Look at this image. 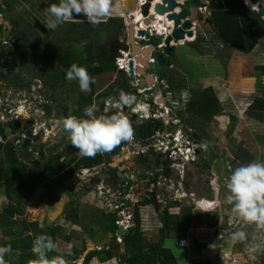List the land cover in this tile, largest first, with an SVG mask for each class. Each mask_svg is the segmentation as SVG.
Wrapping results in <instances>:
<instances>
[{
	"label": "rangeland",
	"instance_id": "1",
	"mask_svg": "<svg viewBox=\"0 0 264 264\" xmlns=\"http://www.w3.org/2000/svg\"><path fill=\"white\" fill-rule=\"evenodd\" d=\"M4 1H6L11 7L6 20L21 21L19 30L25 33L27 32L31 36L33 35L32 39L30 38L31 47L30 51L28 52L29 54H24L23 60L21 61L22 66L25 67L26 73L28 72L26 75L33 74V76L40 77L41 79L44 78L42 73H44L45 71V69L40 71V68H37V62L41 61L40 57L44 53V51L41 50L46 48L45 50L53 53L59 47L61 48V50L67 49L68 43L71 44L72 49L76 47V45L73 44L72 41L78 39L81 40L80 45L88 46L90 44V41L96 44L95 41L89 38V31H91L92 29H96L97 31L101 32L104 28L107 27L106 25L113 22L114 25H117V23L119 22L114 20L116 18L122 20L120 16L123 15V13L121 11H118L117 9V5L119 9H122V3L120 0H74L75 4L76 2L77 4L79 2L77 11H74L68 16H65L62 12L63 7L65 6V0ZM71 1L73 2V0ZM193 11L196 13L191 11L192 18L199 15L197 10ZM205 15H207V13H205ZM114 16L117 17L114 18ZM196 18L198 19L199 17ZM198 32L201 34L200 36L203 37L205 41H207L206 43L210 44L209 46L213 45L215 47L212 49L217 52V54L218 52H221V55H224V62L223 64H220L221 77L219 76V79L222 83H224V87L231 90V93L235 92L233 94H237L234 97L226 98L227 101L224 103L225 112L222 115L215 117L210 123H207V125L210 126V133L212 136L211 141L213 145H215V149L213 150L212 155H217V152V156L221 158L222 163L228 164L230 162H233V158L235 157V163L237 164V166H239L240 174L242 175L243 179L248 178V180H252H246V182L242 181L241 183H238L236 185V193H239V200L241 201V211L239 214L232 210L233 203L231 205H227L226 203L225 206H227L228 209L226 210V216L223 218V222L225 221V223L224 225H222V222L221 225H219L220 223L218 224V222L220 220L217 210L220 206V202H213V211L211 213H203L199 210L191 209L190 223L187 224L186 222L182 221V235L174 236L172 234L173 236L165 242V245L174 251V253L179 258V262H186L187 264H190L191 262H193V264H196L197 262L201 261H206L205 264H264V122H259L255 119V121L251 120L252 118L246 114L248 105L250 104L254 96L264 95V90H262V87L264 85L261 83L264 76H261L259 71L256 70V66L264 65V27L262 33L260 34V43L258 44L259 47H257L256 53H252L249 55H244L243 53L241 54L240 52L233 50L226 54L225 52H227V49H224V46L221 44L222 42L216 37V35H214V33H212L213 31H211L210 26L205 25V20H203V23L199 27ZM111 33L113 37L118 36V34L115 32L111 31ZM98 37L102 36L100 34L94 33V38L96 40ZM2 43V45L5 44L3 41ZM95 44L94 46H96ZM37 46H39V48ZM188 46L189 45H186L185 47H179L177 49L174 48V50H176V58H183L184 56H186V50ZM196 46L203 53H212L211 51L208 52L205 50L206 44L199 42ZM217 48L219 49V51H217ZM195 50L196 51L194 52L198 53V49ZM36 55L38 56V59H30V57L34 58ZM228 58L232 59L233 61L230 62L229 60L228 63ZM50 61L51 60L49 58L45 62L50 63ZM194 62H196V65H200V62L195 60L193 62L191 61V64L193 65ZM16 66L17 67H14L11 70V73L14 70L15 74L19 73L22 76L23 71H21V69L19 68V63ZM194 68L196 67H193V69ZM212 69L215 71L216 67ZM238 72L240 75L238 74ZM171 74L172 72L170 73V75ZM230 75L232 76L230 78L233 81L227 84L226 80L229 79ZM181 76L182 75H180V77ZM105 77H107V75L101 76L102 81L105 79ZM70 78L77 81L74 76H71ZM16 83H18V81H16ZM189 85L196 86L193 87V89H196L197 91L202 86V84L200 83H197L195 85L191 82ZM65 86L67 88V85ZM48 88L50 89L49 94L54 102L64 108H70L72 102L71 99L67 95H65L66 92L55 90L50 86H48ZM197 98L198 97L196 96L195 101L197 100ZM178 101L181 100L179 99ZM24 114L25 119L28 122L29 116L27 113ZM231 114L234 115L238 120L233 135H231L232 133H230V125L228 126L230 120L229 115ZM46 116L47 118H45L46 120L44 122L47 127H49L54 133L56 131L57 125L53 122L49 123L48 118L55 117L56 120H59L62 117L58 116V110L52 112L51 115L47 112ZM26 120L22 123V126L23 124H25ZM195 122H198L197 125L204 127L202 119H200V117L196 113L192 115V123ZM206 127L207 126L205 124V129ZM103 143V145L106 146L107 141L105 140L103 141ZM232 149H235L236 151L234 150L233 152ZM25 161L27 162V159ZM120 161L121 160L116 162V164H119ZM150 161L154 160L151 158ZM46 165L47 164H45L44 166ZM246 167H248L247 171H245ZM28 170L32 172L31 181H33V184H35V187L28 192L33 193L44 182L40 181L39 174L35 172L39 171V168L35 167L33 170L32 168H28ZM250 171H252L253 176L251 174L248 175ZM65 179V177H62L60 178V181H65ZM210 179V173L193 169L189 172L188 189L193 191L197 198L205 197V194L210 192ZM260 188L262 189V191L259 190ZM22 191L25 194L27 193V191L25 190ZM71 191L74 194L75 191L72 189ZM40 192H42L43 194L41 197L31 200L32 207L33 202L35 203V201H39L43 196L44 200L41 203L47 202V200L45 199L46 196L44 194H47L48 191L40 189ZM32 193L30 194V197ZM76 193L77 192H75V194ZM94 193L91 192V196L95 198V201L97 203H99V200L96 198ZM35 194L33 196H35ZM252 195H254V197L257 199V206H260L259 208L256 207L258 209V213H256L258 224L249 227L250 222L253 221L254 223V218L256 217V215L254 216L253 211L248 210L249 200L247 199L248 196L251 197ZM233 199V197H230L228 202L233 201ZM77 201L78 200L75 198L71 202V199L69 198L67 203L69 205L74 202L76 206ZM8 204H14V202L11 199L8 200L7 195H5L4 192V184H0V213L2 212L3 208L8 206ZM93 206L86 205V208H88V210L96 211ZM67 207L68 206L66 204V207H64V213L66 212ZM193 208H197L194 203ZM251 208L256 209L253 206ZM148 210L151 211L152 208L149 207L144 209V212L146 213L145 215L150 218L152 230L146 229L147 231L145 230V237L148 241H154L158 236V220L157 218L150 216V214L148 215ZM99 212V215H97L96 213L92 217V220H94L95 222V227H93L92 224L88 222L83 226V229L91 231L90 234L94 237L95 234L97 235L96 238L92 240L93 244L104 246L110 238L109 232L107 231H110V217L107 216L108 213L105 214L102 210H100ZM29 216L30 214L27 211L26 218H28ZM237 220L240 222V224L232 226V223L237 222ZM82 223L83 222H81V225ZM64 224L66 228L72 227L71 222L65 221ZM239 229L241 230L240 233H242V239L239 237V235L233 233V230L237 231ZM244 235L245 239L243 240ZM254 235L256 236L255 240H253ZM3 236V233H1L0 231V240L1 238H3ZM180 238H186L190 244V247L185 249L180 248L178 245V240ZM255 254H257V256H255Z\"/></svg>",
	"mask_w": 264,
	"mask_h": 264
},
{
	"label": "trees",
	"instance_id": "2",
	"mask_svg": "<svg viewBox=\"0 0 264 264\" xmlns=\"http://www.w3.org/2000/svg\"><path fill=\"white\" fill-rule=\"evenodd\" d=\"M4 4L6 9L10 11L11 7L8 3L4 1ZM64 4L65 6L62 12L65 16H68L77 8L79 2L78 4L76 2V5L74 0L73 2L71 0H65ZM211 8L212 12L207 21L212 24L216 37L232 50L243 54L252 53L260 39L259 29L264 27L263 17L260 16L257 11L249 9L244 4V0H213ZM118 22L119 23H117V25L115 24L114 27L117 26L122 32L125 26L122 20H118ZM12 23V48H8L6 43L2 45V41L5 42V38L7 37L1 34L0 58L3 56L15 58V56H17L21 62L23 60V55H28L27 49L31 46V37L27 32L25 33L19 30L21 21L13 20ZM80 41V39L73 40L72 42L76 47L71 50H61L59 47L56 52H50L48 57L42 54L40 57L41 61L37 62V68H40V71L45 69L44 73H41L44 77L43 81L46 86L51 87L54 82L59 79H67L71 76H74L79 84L88 83L91 86L93 77L100 74L101 70L104 72L108 69L117 68L114 61L118 56L119 50L124 49V47L119 48V50L115 48L112 49L111 45L97 48L92 43L88 46L80 45ZM202 41H204V39L200 36L195 43L197 45L199 42L202 43ZM37 47L39 48V46ZM49 58L51 60L50 63L45 62ZM36 59H38L37 55L33 60ZM94 63L95 65H93ZM6 69L8 73H5ZM11 70L12 67L9 64L6 63L2 65L0 80H9V73ZM256 70L259 71L261 76H264V65L256 66ZM15 76L19 78V74ZM197 97L196 101V97L190 101L187 109L192 112V115L196 113L200 119H204L206 123H210L215 116L223 111L212 88L203 89ZM88 104L90 108L91 104ZM84 107V103H79L78 109L74 110L72 112L73 115L70 114L67 118L71 120L77 117L76 119L78 120H84L87 115V111H84ZM246 114L253 120L264 122V97L254 96L251 104L246 110ZM237 121L235 116H231L229 127L230 133L232 134L235 130ZM133 128L136 134L143 139L146 136L152 135L156 130L163 128V123L159 120L134 123ZM11 130L13 132L19 131L20 123L18 121H13L9 124H1L0 136L6 138L7 131L11 132ZM28 144L29 143L26 142V145ZM75 160L74 158L73 161ZM105 160V157L98 154L95 147L91 146L84 152L77 164L73 165V161H70V163H64L63 166H57L54 175L61 173L64 168V170L66 169L65 174L67 175L65 178L68 179L74 176L81 168H89L101 164L105 162ZM43 168L44 170L41 175H39V179L46 175V169L50 170L49 166H44ZM146 168H149V166H146ZM31 180L32 172H30L28 168H25L22 162L19 161L14 146L0 144V184H4V192L8 200L11 199L14 202V204H8L0 213V231L3 232L4 235H8L12 233L16 227L21 226L23 230L31 232V234L21 238L11 240L1 238L0 263H7L11 257L17 259V264H57L60 258L55 251V245L58 234L62 230V226L60 224H54L42 229L39 227L38 222H29L24 217L27 201L32 193L28 191H31L35 187V184H33ZM22 190L27 191V193L25 194ZM148 204H152V200L145 199L142 202L143 206ZM67 206L63 220L79 225V212L75 207V203L73 202ZM190 214V208H180L179 204L175 202L167 203L158 215L161 226L158 229L157 239L148 241L145 237L140 211L136 209L134 219L135 225L130 228L123 237V246L127 256L124 264H179L174 253L165 246V241L168 240L172 234L182 231V221L187 224L190 223ZM107 216L110 217V231L115 234L117 231V217L115 214H107ZM15 217H19V219L16 220ZM36 245L39 249L38 252L34 251ZM85 249L86 245H84L82 249L72 247L70 252L66 255L67 261L64 264H73V261L79 259ZM9 252H12L11 256ZM255 256H257V254H255ZM114 257L115 247L111 246L110 248L89 252L83 264H90L94 258H97L101 263H105ZM191 263L193 264V262ZM205 263L206 261H201L196 264Z\"/></svg>",
	"mask_w": 264,
	"mask_h": 264
},
{
	"label": "crops",
	"instance_id": "3",
	"mask_svg": "<svg viewBox=\"0 0 264 264\" xmlns=\"http://www.w3.org/2000/svg\"><path fill=\"white\" fill-rule=\"evenodd\" d=\"M120 1L122 3L121 4L122 9H119L118 5H117V9H118V11H121L123 13V15H121L120 17L122 18V21H124V24H126V26H127L128 24L126 22L130 21L129 17L134 15L135 13H137L139 11V4H138L139 0H120ZM192 2H193V0H190L189 2H187L186 8H188V10L190 9L192 12H194L193 10H197V8L192 4ZM200 2H202V0H200ZM249 6L252 7L250 4H249ZM74 11H77V8ZM210 11L212 12V8H210ZM194 13H196V12H194ZM198 14H200V13H198ZM115 17H117V16H114V18ZM196 17L202 18V15L200 14V15H197ZM118 20L119 19L116 18L114 21H118ZM5 21H7V20L3 19V21H2L3 23L1 24V22H0L1 31H2V33H3V31H5L3 36H8L10 34L11 23L9 21H7L8 24H5L4 23ZM11 21H13V20H11ZM108 25H106L107 27L104 28L101 32L97 31L96 29L95 30L92 29L91 31H89V33H88L89 38L92 39L93 41H95L96 44L93 43L92 41H90V43L92 42L93 45L95 44L97 48H101L103 46L111 45L112 49L115 48V49L119 50V48L124 47V41L125 40H122L120 38L122 32L119 30V28L117 26L114 27L115 26L114 22L111 24L109 23ZM205 25L210 26L211 31H213L212 33H214V35H216V33L214 32L215 30L209 21H207V23ZM91 27H93V26H91ZM111 27H112V29H111ZM262 30H263V27L259 29L260 34L262 33ZM111 31L117 33L118 36L113 37ZM94 33L100 34L102 37H98L96 40L94 38ZM115 33H113V34H115ZM29 36L32 39L33 35L32 36L29 35ZM206 42L207 41H205V40L202 41V43L206 44L205 50L208 52L211 51L212 53H203L196 46L195 41L194 42H186L184 45L179 44V45L174 46V48L177 49L179 47H185L186 45H189L187 50H186L187 55L184 56L183 58H179V57L176 58V54H175L176 50H173V52H172L173 54L171 53L170 56L166 57V61L169 64V67L164 66L163 68H159V73L157 74V77L161 81V83L159 85H157V87L159 86L158 87L159 92L158 93L155 92L153 87L152 88L151 87L146 88V89L151 88L150 92L148 93V94H150V96L160 98L159 103H160L161 107H163V106L170 107L172 109L171 114L173 116H175L177 119H179L183 124L185 123L189 128L191 127L190 128L191 130L194 129L193 123H192V112L188 111L187 108L189 106L190 101H192L194 99V97L199 95L203 89L212 88L216 98L218 99V101H219V103L223 109H224V103L227 101L226 98L234 97L237 95V94H233L235 92L231 93V90L224 87L225 86L224 83H222L221 80L219 79V76L221 74L220 64H223V62H224V60H223L224 55H221V52H218V54H217V52H215L212 49L215 47L213 45L209 46L210 44H208ZM259 43H260V41L258 42V44ZM221 44L224 46V49L225 48L227 49V52H225L226 54L231 52V50H232L231 48H229L228 46H226L223 43H221ZM258 44L255 47V49L252 51V53H256L257 47H259ZM67 47H68L67 50H71V44L70 43L67 44ZM201 48H204V47H201ZM45 49L42 50V51H44L43 54L47 55V57H48L50 55V52L45 50ZM195 49H198V53L194 52V51H196ZM120 50H122V49H120ZM120 50H119V52H120ZM29 51H30V48L27 49V53ZM217 51H219L218 48H217ZM233 51H235V50H233ZM252 53H250V54H252ZM195 54H197V55H195ZM244 55H246V54H244ZM118 56H121V54L119 55V53H118ZM30 59H33V57H30ZM110 60H112V59H110ZM194 60L199 61L200 65H196L195 64L196 62H194V64L192 65L191 61L193 62ZM229 60H230V62L233 61L232 59L228 58L227 59L228 63H229ZM114 63H115V61H114ZM202 64H203V67H202ZM93 65H95V63ZM180 65L184 66L185 68L180 66ZM187 67H188V69H187ZM193 67H196V68L193 69ZM215 67H216V70L214 71L212 68H215ZM171 72H172V74L170 75ZM238 74H239V72H238ZM103 75L104 76L107 75V77H105V79L102 81L101 76H103ZM180 75H182V76L180 77ZM230 77H232V76L230 75L229 79L226 80L227 84H229V83H231V81H233ZM95 79H96V81H95ZM190 82L192 84H195V85L197 83H200V84H202V86L200 88L198 87L199 90L197 91L196 89L195 90L193 89V87H196V86L189 85ZM92 83H93V85H92ZM92 83H91V86L88 83L79 84L78 81H75L74 79H72L70 77L67 79H61V80L59 79L58 81L54 82V84L51 86V88H54L55 90H60V91L66 92L65 95H67L71 99V102H72V104L70 105V108H64L62 106L59 107L60 109H59L58 116L62 117V118H60L62 121L65 120V117L69 116L70 114L73 115L72 112L74 110L78 109L79 103L85 104L84 111H87V113L88 112L92 113V110L94 108H97V106H98V109H97L98 111H96V112L94 111V114L92 113V116H90V114L86 115L84 120H78V119H76L77 117H74L75 119H71V120L75 121V124L73 122H71L70 120H68L67 123H60L59 121H57L56 122V125H57L56 131L54 132L55 135H53L51 138H47V137L41 138L38 141L37 145H34L32 147L31 151L29 149H23L20 152H18L19 161L22 162V164L25 166V168H32V170L35 167L39 168V171H35L39 175H41L42 171L44 170L43 167L45 164H47L46 166L50 167V170L46 169V172H45L46 175L40 179V181L44 182V183H42L37 188V190L32 193L31 197H29L30 200H28V202H27V205H26L27 207L25 209L24 217L26 218L27 211H28L30 216L28 218H26V220H28L29 222H38L39 227L42 229L50 227V226L56 224L57 222L59 223V221L61 220L60 224L62 226V230L58 234L56 245H55V251L60 256L57 264H64L67 261L66 255L70 252L72 247L82 249L84 245H86L85 251L79 257V259H77L76 261H73V264H83L84 259L89 252L94 251V250L104 249V247H106V246L108 248H110L111 246L115 247V257L113 259H111L110 261L105 262V263H101V262H99V260L97 258H94V259H92L90 264H124L126 257H127L125 254V249L123 248L124 247L123 244L119 245L117 247L113 243V241L115 240V238L117 236L116 233L112 234L109 230H107L109 232L110 238L105 243L104 246H101L99 244H93L92 243V240L94 238H96V236H97L96 234L94 237L90 234L91 231H87V230L83 229V226L86 225L88 222L91 223L93 227H95V222H94V220H92V217L96 213H97V215H99L100 214L99 211L102 210L100 202L97 203L95 201V198H93L91 196V192L94 193V191L92 190L93 182H89L88 184L80 187L79 189L78 188L72 189L70 186H68L70 183H69V181H67V179H65V181H60V178L67 176L65 174L66 169L64 170V168H63L61 173L54 175V172L57 169V166H63V164L66 162L70 163V161L72 162L74 158L76 160L73 161L72 164L73 165L77 164L80 161V158L82 157L84 152L87 149H89L92 146V144L94 145L95 139L98 136L100 129H102V128H103V132L107 135V137L112 142L117 144L113 129L108 128L106 125H104V123H101L99 121L101 119L100 116L102 115V112H103L102 106H103L104 102H106V101H110L111 103H112V101H116V102L120 103V100H121L120 97L128 94V89L131 87L132 79L129 77V74H125L124 72L119 71L118 68H116V69L113 68V69L105 70L104 72H103V70H101L100 74L95 75L93 77ZM261 83L264 85V77L262 78ZM65 85H67V88ZM190 86H192V87H190ZM126 88H128V89H126ZM262 90H264V86L262 87ZM178 95H179V98H178ZM161 98H164L165 104L162 102ZM179 99L181 101H178ZM88 103L91 104L90 110L88 107V105H89ZM224 112H225V110H223L217 116L222 115ZM217 116H215V117H217ZM128 118H129V120H132V127H133L134 123H141L140 121L136 120L135 117H128ZM251 120H253V119H251ZM133 130H134V128H133ZM12 133H14V132L12 131ZM136 136L139 139H142L137 134H136ZM97 141L100 144L101 143L103 144L104 139H100V140L97 139ZM111 146H112L111 151H109L111 157L109 159L105 160L107 162L109 160H111L113 156L115 158L119 159V156L117 155L118 149L116 148V150H114L113 144ZM113 151L115 152L114 154L112 153ZM152 157H155V156L150 155L145 160L148 163L154 162L155 160L150 161ZM26 159H27V162L25 161ZM134 160L135 161H128V162L125 160H121L120 163L122 164L123 161H125V163L127 164L126 166H134V165L136 166L137 160L136 159H134ZM111 162H112V160H111ZM135 162H136V164H135ZM117 165H120V164H117ZM85 168H88V167H85ZM89 168H91V167H89ZM241 178H243L242 175H241ZM40 189L48 191L47 194H44L46 196L45 199L47 200V202L41 203L44 200V196H43L39 201H35V203L33 202V207H32V205H31L32 201L31 200L38 199L39 197H41L43 195L42 192H40ZM71 189L77 193L75 194V192H74V194H73ZM34 194H35V196H33ZM94 195H95V193H94ZM69 198L71 199V202L75 198L78 200L76 208L79 212V215H78L79 225L73 223L71 228H66V226L62 220V218H63L62 216H64V207H66V204L68 205L67 201L69 200ZM86 205H89V206L94 205L93 208L96 211L88 210V208H86ZM35 206H37V207H35ZM158 212L160 213L159 210H158ZM159 213L156 215L153 210H151V211L148 210V215L150 214V216L157 218V220H158ZM33 217H35V218H33ZM15 219L17 220V219H19V217H15ZM142 220H143L144 227H145L144 232H145V229L152 230L150 218H148V216L145 215V212H144V215L142 217ZM43 222H44V224H43ZM81 222H83L82 225H81ZM222 222H223V220H222ZM219 223H220V221L218 222V224ZM224 223H225V221L223 222L222 225H224ZM152 225H153V222H152ZM250 225L251 224H249V227H250ZM160 226H161V224L158 220L157 229H159ZM157 232H158V230H157ZM1 233H3V232H1ZM28 234H31V232L25 231L21 228V226H18L13 230L12 233H10L8 235L3 234L4 235L3 238L6 240H11V239H15V238L24 237ZM173 235L179 236V235H182V232L175 233ZM180 239H182V238H180ZM180 239L178 240V243H179ZM109 244H110V246H109ZM189 247H190V245H189ZM180 248H182V247H180ZM117 249L120 251L119 254H117ZM169 249L174 253V251L171 248H169ZM37 250L38 249L36 247L34 249V251L37 252ZM9 254L11 256L12 252H9ZM174 255H175L176 260L179 264H187L186 262H179L178 256L175 253H174ZM16 261H17L16 258L10 257L8 262L4 263V264H10V263L11 264H17Z\"/></svg>",
	"mask_w": 264,
	"mask_h": 264
},
{
	"label": "built area",
	"instance_id": "4",
	"mask_svg": "<svg viewBox=\"0 0 264 264\" xmlns=\"http://www.w3.org/2000/svg\"><path fill=\"white\" fill-rule=\"evenodd\" d=\"M143 1L144 0H139V7L142 6ZM184 1L187 0H180L178 2L181 5H185ZM212 2L213 0H202L200 5L196 7L197 12L202 15V18H198L193 23L191 29L193 36L187 37V35H185V39L180 41L179 44L184 45L186 42H194L200 37L201 34L198 32V29L202 25L203 20H205V24L207 23L206 19L210 16ZM244 2L246 5L250 3L249 0H245ZM205 13H207V15H205ZM170 26V33L164 34L162 44L158 46L160 50H163L164 41L168 34H171L173 26ZM121 55L122 56L116 58L115 63L119 70L129 74V68L125 64L128 59V54L121 51ZM3 61L4 60H2V62ZM150 63H154V59H151ZM22 83V87L14 91L16 102L13 103L4 97V92L2 96L0 85V125L15 120L20 123L21 130L23 129L21 135L18 133L15 134L19 136L14 142L16 146H20L25 139L30 140L31 143H35V138L40 134L48 138L55 135L44 122L46 120L45 118H47V110L44 108L47 96L42 92V81L38 78L31 79L25 76ZM130 90H132L133 93L124 95L121 103L107 102L104 109L106 113L115 110L117 112V117H123V115L127 116L126 123L123 125L126 132L124 135L126 137L124 142L126 146H122L120 154H124L125 159L134 158L141 154L147 157V155L150 154L155 156L152 157L154 160L157 159L158 162L167 164V168L164 169L160 166L159 168L146 171L145 173L141 170H134V173L130 176L132 182L126 184L120 182L113 183L111 180L98 179L104 175L107 163V161H105L91 168L80 169L77 174L69 179L70 187L79 189L89 182H93L94 186L92 189L100 202L102 210L108 214H115L117 217V229L123 227L125 232L135 225L134 219L136 209H139L143 217V209L145 207L142 205V202L145 199L152 200V204L149 206L153 207L152 210L156 215L159 212L154 208L155 202L162 203V207H160L159 211L170 202L179 204L180 208L187 206L193 208L194 203L197 207L196 209L193 208L194 210L205 211L206 205L212 203V201L208 198H196L195 194H189L188 189H186L187 173L190 167L197 166V151L201 144L197 143L193 138L192 130L171 114L172 109L170 107H161L159 103L160 98L148 94L151 88L138 89V81L135 80V82L131 83L129 91ZM47 105L49 104L47 103ZM24 113H27L29 116L28 122L25 119ZM128 117H135V119L140 122L159 120L163 123V128L156 130L152 135L143 139H138L132 127V120H129ZM25 120L26 122L22 126ZM48 122L56 123L57 121L54 117H49ZM12 135L14 134H11L10 138ZM103 137L104 136L99 133L94 143V147L98 154L102 156H104L107 151H111L112 148V141L108 137L106 138V146L101 145L97 141V139ZM0 142H3L1 137ZM124 189L126 190L125 192H123ZM116 241L122 244L123 237L116 236ZM185 243V241L181 240L180 246H184Z\"/></svg>",
	"mask_w": 264,
	"mask_h": 264
},
{
	"label": "flooded vegetation",
	"instance_id": "5",
	"mask_svg": "<svg viewBox=\"0 0 264 264\" xmlns=\"http://www.w3.org/2000/svg\"><path fill=\"white\" fill-rule=\"evenodd\" d=\"M1 5H5L4 4V0H0V6ZM140 8L141 7H139V11L138 12H140ZM8 13H9V11H8V9H6V6H5L2 18L6 19L8 17ZM0 17H1V15H0ZM10 23H11V27H10V34H11L12 30H13V23H12V21ZM126 23L128 24L129 21L126 22ZM123 24H124V21H123ZM124 26H126V24H124ZM4 32L5 31H3V33H2V31L0 32V39H1V34L4 35ZM10 34L8 36H6L7 38H10V39L5 38L6 41L4 42V43H6L8 45L7 46L8 48H12V41L13 40L11 39V35ZM122 36H123V31H122V34H121V37H120L121 39H122ZM25 49H27V48H25ZM1 60H4L3 63L1 62ZM6 63L9 64L12 67V69H13V65H14V67H17L16 65H18V63H19V68L21 69V71H23V75L22 76L19 73H16V74H19V78H18V76L17 77L15 76L16 74L14 73V70H13L12 73L11 72L9 73V76H10L9 80H5V81H3V79L0 80L2 96H3V92H4V97L6 99H9L13 103V102H16V96H15L14 91H16L18 88L22 87V85H23L22 77L23 76H27L26 74L28 72L26 73L25 67L22 66V62H20V60L18 59L17 56H15V58H11V56H3V57H1L0 58V70H1V66L6 64ZM6 72L8 73L7 69H6L5 73ZM16 81H18V83H16ZM136 81H138V80H136ZM132 82H135V80L132 79ZM155 82H157L158 85L161 83V81L159 80V78L157 76L155 77ZM129 89H128V92L133 93L132 90L129 91ZM45 102H46V104L44 105L45 109H46L47 103L49 104V105H47V112L48 113H52V112H54L56 110H58V113H59V109H60L59 107H61V106L53 101V99L51 98L50 94L47 96V99L45 100ZM41 108H42V106H41ZM97 109H98V106H97V108H94L92 110V113H94V111L95 112L98 111ZM223 110H225V108ZM112 112H116V111L115 110H111V113ZM92 113L88 112L87 115L90 114V116H92ZM108 113L109 112H107V113L102 112V115L100 114L101 115L100 116L101 119L99 121L101 123H104V125H106L108 128H112L113 129V132H114L115 137H116L117 144L112 142L111 145L112 144L114 145V150H116V148L118 149L117 155H119V157H122L123 158L122 160H124L125 159L124 158L125 155L124 154L121 155L120 154V150H121L123 145L126 146L125 143H124L125 139H126V137L124 135L126 134V132H125V130L123 128V125L126 123L127 116L123 115V117H121V116H118V117H106V114H108ZM231 116H234V115H232V114L229 115L230 120H229L228 126L230 125V122H231ZM202 122L204 123V127L203 126L201 127V126L197 125L198 122L193 123V128L194 129H192V133H193L192 136H193V138L195 139V141L197 143L201 144V146H200V148L197 151V154H198L197 166H192L188 170L187 178H186V189H188V181H189V172L190 171H192L193 169H196V170H201L202 172L204 171V172L210 173V175H211L210 184H209L210 185L209 186L210 192L205 194V197H201V198H208L209 200L212 201V203L206 205V210L202 211V212L203 213H211L213 211V202H216V203H217V201L220 202V206H219L217 211H218L220 225H221V222H222L223 218L227 214L226 210L228 209V207L225 206L226 203H227V205L228 204L231 205L233 203L232 210L234 212H236L237 214L240 213V211H241V201L239 200V198H240L239 193H236V190H237L236 185L238 183H241L242 181L246 182V180H248V178H245V179L241 178L240 168L235 163V161H236L235 157L233 158V162H230L228 164V163H222L221 158L219 156H217L218 155L217 152H216L217 155H215V154L213 155L214 158H211L209 156V150H211V154H212L213 150L215 149L214 148L215 145H213V143L211 141V137L212 136H211V133H210V126L207 125V123L205 122L204 119H202ZM205 124L207 126L206 129H205ZM196 128H198V129H196ZM235 128H236V126H235ZM99 133H101L105 137V139L107 138V135L103 132V128L100 129ZM136 138H138V137L136 136ZM100 139H102V138H100ZM101 145H103V144L101 143ZM232 150L234 152L235 149H232ZM112 153L114 154L115 152L113 151ZM149 156H150V154H148L147 157H146V155H142L141 154V155H137L134 158H130V159L126 158L125 159V161H127V162L128 161H135L134 159H136L137 160V164L135 162L136 166L135 165L134 166H126L127 164L125 163V161H123L122 164L119 163L120 165H118V167L119 166L122 167L123 171L127 170L126 171L127 178H126V182H124V184L132 182V179L130 178V176H131V174L134 173V170L135 171L141 170L143 173H145L146 171L153 170L155 168H159L160 166L163 167L164 169L167 168V164H162L161 162H158L157 159H155L154 162L148 163L145 159L148 158ZM234 156H235V154H234ZM114 158L115 157L113 156L112 159H111L112 162H111V160H109L106 163L105 170H104V175H102V176L110 175V179L109 180L113 181V183H118V182L123 183V182L120 181V178H118V176H117V173H118L117 169L116 168L114 169L115 166H112V164H115L116 162H118L117 161L118 159L117 158L114 159ZM219 163L223 164L222 170H221L220 173H218ZM140 166H142V167H140ZM146 166H149V168H146ZM247 170H248V167H246L245 171H247ZM244 174H245V172H244ZM249 174H251L253 176L252 171H250V173H248V175ZM251 180L252 179H249L248 181H251ZM124 190H123V192L126 191V190L125 191ZM259 190L262 191L261 188ZM188 193L189 194H195L193 191H191L189 189H188ZM195 196L193 195L194 199H195ZM230 197H233L234 199H233V201H229L228 202ZM190 199H191V196H190ZM247 200H249V202H248L249 203L248 210L249 211H253L254 212V216H255L256 213H258V209L256 207L259 208L260 205L257 206V199L254 197V195H252L251 197L248 196ZM156 203H160V202H155L154 206H155ZM149 205H151V204H148V205H146L144 207L145 208H149L150 207V208L153 209V207L149 206ZM252 206L254 208H256V209L251 208ZM154 208L156 210L160 209V208H156V206ZM187 208L193 209L190 206H187ZM144 209H143V211H144ZM250 209H252V210H250ZM254 221H255L254 223L252 221L250 226H252V225L255 226L256 224H258L257 215L254 218ZM236 224L239 225L240 222L237 220V222H233L232 223V226H234ZM233 233L234 234H239L240 233V229L237 230V231L233 230ZM255 238L256 237L254 235L253 236V240H255Z\"/></svg>",
	"mask_w": 264,
	"mask_h": 264
},
{
	"label": "water",
	"instance_id": "6",
	"mask_svg": "<svg viewBox=\"0 0 264 264\" xmlns=\"http://www.w3.org/2000/svg\"><path fill=\"white\" fill-rule=\"evenodd\" d=\"M178 1L180 0H144L140 8L141 17L136 18L134 15L130 16L129 19L131 22L123 29L122 40L125 41L124 49L122 50L128 54L127 61L129 67V76L133 80H138V89L153 87L154 91L158 93V83L155 82V77L159 73V68L164 66L169 67L166 57L171 55L175 45H178L180 41L185 39V35H187V37L193 36L191 29L197 18H192L191 10L185 9V6L181 5ZM249 1L257 6L258 14L264 18V4L262 1ZM154 2L155 4L153 5ZM193 5L198 7L200 5V0H193ZM4 9L5 5H1V24L3 23L2 15ZM4 23L8 24L7 21ZM167 23L172 24L173 29L171 34H168L164 41L163 50H160L158 46L162 44V39L164 36L158 35L156 30L161 29V33L166 34L163 29L168 28ZM152 25L154 26L153 32H151L150 28ZM162 25L164 26L163 28L161 27ZM151 59H154V63H150ZM161 99L165 104L164 98ZM103 108L104 104L102 106V109ZM116 115V112H112L110 114H106V117H116ZM209 156L214 158V156L211 154V150H209ZM109 158L110 152L107 151L105 153V159L107 160ZM122 159V157H119L117 161ZM112 166H115L114 169H117V176L120 178V181L123 183L126 182L127 170H124V172L122 167H118L116 163ZM222 166L223 164L219 163L218 173L221 172ZM99 179L109 180L110 175L102 176ZM92 185L94 186V184ZM155 206L156 208H160L162 204L156 203ZM124 234L125 231L123 227H119L117 230V235L122 237ZM113 243L115 246H119L116 240H114ZM104 248H107V246ZM119 252L120 251L117 249V254H119Z\"/></svg>",
	"mask_w": 264,
	"mask_h": 264
},
{
	"label": "clouds",
	"instance_id": "7",
	"mask_svg": "<svg viewBox=\"0 0 264 264\" xmlns=\"http://www.w3.org/2000/svg\"><path fill=\"white\" fill-rule=\"evenodd\" d=\"M190 0H187V1H184L185 2V9H188V8H186L187 7V2H189ZM245 1V0H244ZM262 1V0H261ZM250 2V1H249ZM193 3V2H192ZM251 3V2H250ZM244 4H245V2H244ZM252 4V3H251ZM246 5V4H245ZM249 9H251V10H254L253 8H251L250 6H249V4L248 5H246ZM254 11H257L258 12V8H257V10H254ZM263 20H264V18H263ZM131 21H129V23H130ZM129 23H128V25H129ZM127 25V26H128ZM173 26V25H172ZM151 32H153L154 31V26L152 25L151 27ZM168 28H169V30H171V26L170 25H168ZM156 33L158 34V35H162V36H164V34H159L157 31H156ZM165 33H168V32H165ZM176 46V45H175ZM121 51H124V50H120V52H119V55H120V53H121ZM122 56V55H121ZM117 58V57H116ZM116 60V59H115ZM116 64V63H115ZM117 66V65H116ZM118 68V67H117ZM119 70V69H118ZM119 71H121V70H119ZM122 72H124L125 74H127L125 71H122ZM25 76H23L22 77V81H23V78H24ZM26 77H30L31 79H33V78H38V79H40L41 81H42V85H43V90H42V92L46 95V96H48L49 95V92H50V90H49V88H48V86H46L45 85V83H44V81H43V79H41L40 77H37V76H33V74H30V75H27ZM130 77V76H129ZM28 87V86H27ZM19 89V88H18ZM17 89V90H18ZM16 90V91H17ZM128 93H130V92H128ZM121 98H123V96H121ZM121 101H122V99L120 100V103H121ZM107 102H110V101H106V102H104V108H103V112H104V109H105V107H106V103ZM113 102H116V101H112V103ZM249 107V106H248ZM91 108H89V110H90ZM46 110H47V108H46ZM106 113V112H105ZM111 113V112H110ZM50 115L52 114V113H49ZM109 114V113H108ZM116 117H117V115H116ZM54 119H55V117H54ZM56 120V119H55ZM68 120H70V119H68L67 117H65V120H61V119H59V120H56V121H59L60 123H67L68 122ZM13 121H15V120H11V121H8L7 123H4V124H9V123H11V122H13ZM71 122H73L74 124H75V121H73V120H70ZM51 123V122H50ZM22 134L23 133V129L21 130V127H20V130L19 131H16V132H14V133H12V130H11V132L10 131H7V136H6V138H4V137H2V136H0L2 139H3V142H0V144H2V145H13L14 146V148H15V151H16V155H17V157H18V159H19V154H18V152H20L21 150H23V149H29L30 151H31V149H32V147L34 146V145H37V143H38V141L41 139V138H43L44 136L43 135H39L38 137H36L35 138V143H31V141L30 140H28V139H25L23 142H22V144L20 145V146H16L15 144H14V142L19 138V136H17V135H15V134ZM11 134H14V135H12V137L10 138V135ZM47 137V136H46ZM52 137V136H51ZM50 137V138H51ZM48 138V137H47ZM102 139H104V141L106 140L105 139V137H103ZM100 140V139H99ZM26 142H28L29 144L28 145H26ZM104 144V143H103ZM92 146H94L93 144H92ZM104 146V145H103ZM96 149V148H95ZM98 153V152H97ZM104 157H105V155H104ZM78 173V172H77ZM76 173V174H77ZM71 178V177H70ZM70 178H68L67 179V181H69V179ZM70 186V185H69ZM73 189V188H72ZM229 205V204H228ZM76 207V206H75ZM200 211V210H199ZM200 212H202V211H200ZM142 217V216H141ZM62 220H63V218H62ZM63 222H65L64 220H63ZM252 222H250V224H251ZM56 224H60V222L59 223H56ZM61 225V224H60ZM143 226H144V223H143ZM145 228V227H144ZM118 230V229H117ZM146 230V229H145ZM241 231V230H240ZM125 234H126V232H125ZM124 234V235H125ZM116 235H117V231H116ZM237 235H239V237L242 239V233H239V234H237ZM118 236V235H117ZM120 237V236H119ZM122 237H124V236H122ZM256 237V236H255ZM245 239V235L243 236V240ZM115 240H116V238H115ZM185 241L186 243H185V245L184 246H180V241ZM180 241H179V243H178V245L180 246V247H182V248H188L189 247V242H188V240L186 239V238H182V239H180ZM118 243V242H117ZM123 244V243H122ZM121 244V245H122ZM118 245H120L119 243H118ZM37 247V249H38V246L36 245L35 247H34V249ZM108 248V247H107ZM249 248V247H248ZM39 251V249L37 250V252Z\"/></svg>",
	"mask_w": 264,
	"mask_h": 264
},
{
	"label": "bare ground",
	"instance_id": "8",
	"mask_svg": "<svg viewBox=\"0 0 264 264\" xmlns=\"http://www.w3.org/2000/svg\"><path fill=\"white\" fill-rule=\"evenodd\" d=\"M262 3L264 4V0H262ZM155 4V2L153 3V5ZM252 7H253V9L254 10H257V6L256 5H254V4H251V3H249ZM251 7V8H252ZM134 16L137 18V17H141V12H137V13H135L134 14ZM168 25H172V24H169V23H167ZM162 28L164 27L163 25L161 26ZM169 29V28H168ZM167 28L166 29H163V31H165V32H169V30H168ZM159 34H163V33H161V29H157L156 30ZM126 66L128 67V61H126ZM129 68V67H128Z\"/></svg>",
	"mask_w": 264,
	"mask_h": 264
}]
</instances>
